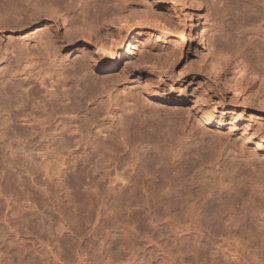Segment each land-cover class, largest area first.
I'll return each instance as SVG.
<instances>
[{
	"label": "rangeland",
	"instance_id": "rangeland-1",
	"mask_svg": "<svg viewBox=\"0 0 264 264\" xmlns=\"http://www.w3.org/2000/svg\"><path fill=\"white\" fill-rule=\"evenodd\" d=\"M252 1L206 0L202 61L170 1L146 20L101 0H0V264H63L79 244L83 264L264 256V72L217 54L257 43L237 35ZM54 12L67 24L46 48Z\"/></svg>",
	"mask_w": 264,
	"mask_h": 264
},
{
	"label": "bare ground",
	"instance_id": "bare-ground-1",
	"mask_svg": "<svg viewBox=\"0 0 264 264\" xmlns=\"http://www.w3.org/2000/svg\"><path fill=\"white\" fill-rule=\"evenodd\" d=\"M38 1H39V4H37V8L41 7L43 4L45 5V3L48 1L54 2V0H38ZM101 1L106 3V4L112 3L119 12H122L123 10L133 12L135 14H133L132 17H135V18L140 17V18H146V20H147V19H151V17L153 16L152 6H151L152 3L150 2V0H101ZM163 1H170L174 8H179L185 12V17H186L187 22H188V25H187L188 36L187 37H185L184 35L181 36L182 40L185 41L187 39V42H189V47H195V49L202 50V57L201 58H202V61H204L207 57V54L204 51V48L206 49L207 43H206V39H205V32L202 30V27L200 24L201 23L200 22V16L202 14L201 13L202 7H203L204 3L206 2V0H163ZM214 1L222 4V2L224 0H214ZM52 2H51V4H52ZM47 4H49V3H47ZM45 6H47V5H45ZM138 11H139V13H137ZM85 12L86 11L82 9V13H85ZM54 13H56V12H54ZM60 14L58 12L56 14H54V18H53L54 25L51 28V30L48 31L49 34L47 32V34L43 33L42 35L39 34V36H38L40 38V40L42 41V43L44 45H47L46 48H48L49 45L52 46V43L54 42L52 35H54V32L62 30L63 29L62 26L67 24V21L65 20L66 18L61 16ZM85 18H86V16H84V19ZM124 20L126 23L129 22V18H125ZM243 22H242L243 23L242 26H240V28L242 30H240L239 33L237 34L238 38L241 39L243 35L251 34L253 41L255 39V40H257V43L256 44L252 43L251 47H245L247 45H244L243 43L238 41L237 42V50H235L234 45L222 46L221 48H220V46H221L220 45L218 47L219 50H217L218 51L217 54L219 57L218 59L222 63H224L225 66L228 67V65H232L233 71L238 70V72L241 76H243V77L245 76V78L249 79L250 81H254L256 74L261 72V70H263V72H264V67H262V66L260 67V65H258V63H257L258 58H264V0H253L252 2H249V6L246 7V10L244 12V21ZM65 28H67V26ZM22 47H23L24 53L28 54L29 52H28L27 44L23 43ZM208 48L210 49L211 47L208 46ZM29 55H31V54H29ZM246 56L248 58H250L252 56L255 57L253 64H251L249 66H248V64L247 65L245 64V60H243V59ZM27 57H29V56H27ZM263 72H261V73H263ZM154 86L155 85H152V87L150 86L149 89L146 86L147 87L146 91L152 98L157 99L163 103L175 102V103L179 104V103L185 102V99H186L184 97L185 95L183 96V94H181V93L176 94V92H174V90L170 89V88L167 90H163V91L160 90L159 91L157 89V87L155 88ZM236 120L237 119H235V121ZM262 142H264V140H260L259 142L256 143L257 148H261ZM124 179H125V177L122 178L121 181H123ZM262 187H264V185H262ZM198 210H199V208L197 207V204H196V206L195 205L191 206V211H192L193 216L196 217L199 214ZM253 211H256L257 214L258 213H264V207H261L259 210L254 207ZM238 222H241V221L238 220ZM228 231H230V230H228ZM228 234H231V233L228 232ZM103 250H104V248H103ZM1 252L2 251L0 249V262L2 261V259H4V256H5ZM83 252L84 251L80 250V244H79L78 248L74 251L73 255L71 254V255H67V256H65V255L64 256H58V254H57V256L56 255L54 256V258L57 259L58 262H61L63 264H83L85 262V258L87 257V254L82 256ZM105 252H106V249H105ZM102 254L103 253H101V255ZM102 257H103V259H102L103 263H106V261L104 262L105 257L104 256H102ZM88 258H87V260H88ZM91 258H93V257H91ZM94 258H95V255H94ZM243 258L244 259H241V261H235L234 264H264V256L263 257L260 256V258L254 257L252 259H246L245 257H243ZM96 259L97 258L91 259L92 262L90 263L89 261H87V263L88 264H95ZM100 261H101V259H100ZM109 261H110V259H109ZM222 262H223V264L229 263V261L226 257L224 260H222ZM9 263H11L10 260L7 261V263L5 262L4 264H9Z\"/></svg>",
	"mask_w": 264,
	"mask_h": 264
}]
</instances>
